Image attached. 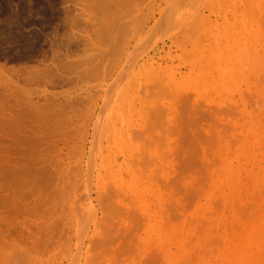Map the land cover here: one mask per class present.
<instances>
[{
  "label": "rangeland",
  "instance_id": "1",
  "mask_svg": "<svg viewBox=\"0 0 264 264\" xmlns=\"http://www.w3.org/2000/svg\"><path fill=\"white\" fill-rule=\"evenodd\" d=\"M0 264H264V0H0Z\"/></svg>",
  "mask_w": 264,
  "mask_h": 264
},
{
  "label": "bare ground",
  "instance_id": "2",
  "mask_svg": "<svg viewBox=\"0 0 264 264\" xmlns=\"http://www.w3.org/2000/svg\"><path fill=\"white\" fill-rule=\"evenodd\" d=\"M4 106V105H3ZM3 108V107H2ZM20 110H22V109H19L18 110V108L17 107H15V108H13V113H17V115L16 116H19V117H21V116H23L24 114V109L22 110V112L20 111ZM27 112V111H26ZM26 112H25V114H26ZM16 170H18V169H16ZM9 171H11V170H9ZM12 171H14V169L12 170ZM14 201H16V200H14ZM8 202V201H7ZM7 202H1L2 204H5L6 205V203ZM17 202V201H16ZM16 202H13V205H15L16 204ZM10 204H11V202H10ZM4 217V216H3ZM3 220V219H2ZM14 220V219H13ZM18 220V219H17ZM19 221V220H18ZM18 223V222H17Z\"/></svg>",
  "mask_w": 264,
  "mask_h": 264
}]
</instances>
